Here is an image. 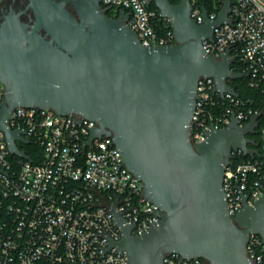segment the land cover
<instances>
[{"label": "water", "instance_id": "95a60500", "mask_svg": "<svg viewBox=\"0 0 264 264\" xmlns=\"http://www.w3.org/2000/svg\"><path fill=\"white\" fill-rule=\"evenodd\" d=\"M101 1L28 0L2 15L0 130L10 151L29 158L16 143L28 142L25 131L8 122L18 106L93 119L98 125L91 139L113 138L162 215L137 236L113 206L122 238L108 248L125 250L130 264H164L169 253L208 264H252L247 244L251 233L264 240V193L253 205L243 195V207L232 217L223 184L234 151L260 155L250 134L264 111L244 125L233 113L231 123L212 126L206 140L190 139L199 80L212 77L215 93L238 97L230 80L246 75L232 68L237 55L229 48L215 56L204 47L215 27L231 22L232 0H223L214 19L202 6V23L192 16L191 0H146L170 20L174 37L152 46L128 25L129 13L114 17Z\"/></svg>", "mask_w": 264, "mask_h": 264}, {"label": "built area", "instance_id": "2783aa9c", "mask_svg": "<svg viewBox=\"0 0 264 264\" xmlns=\"http://www.w3.org/2000/svg\"><path fill=\"white\" fill-rule=\"evenodd\" d=\"M191 1L192 16L202 23V6ZM101 4L114 17L129 13L127 23L144 45L171 43L173 33L158 32L156 12L146 0H102ZM219 10L208 11L209 17L216 18ZM159 16L168 19L160 11ZM230 17L231 22L215 27L213 39L205 40L204 47L215 56L229 48L250 85L264 92V0H232ZM214 85L212 77L199 80L190 132L194 144L206 140L212 126L227 127L233 113L244 125L264 111L242 108L244 103L231 94L222 98L213 91ZM4 89L0 80V106ZM227 100L229 104H225ZM8 122L12 129L25 131L22 135L27 143L40 145L42 155L33 162L30 156L11 152L6 133L0 130V264H130L125 250L108 248L111 240L122 238L111 208L120 212L137 236L158 223L162 215L160 207L145 196L140 178L125 165L113 138L91 139L97 121L50 108L18 106ZM255 141L257 145L251 147L260 155L233 159L225 169L223 186L232 217L243 207V195L253 205L264 193V125ZM16 143L25 150L24 142ZM247 254L252 264H264L260 234H250ZM164 264L208 262L169 253Z\"/></svg>", "mask_w": 264, "mask_h": 264}, {"label": "trees", "instance_id": "16d2710c", "mask_svg": "<svg viewBox=\"0 0 264 264\" xmlns=\"http://www.w3.org/2000/svg\"><path fill=\"white\" fill-rule=\"evenodd\" d=\"M173 3H178L180 0H170ZM223 0H195V4L198 6H205L209 12L213 10H219L222 6ZM150 9L154 10L156 12L157 18L156 22L159 24L157 27V30L160 34L167 33L168 31H171L173 33L170 20L163 19L159 16V9L156 7L154 3H152L149 6ZM174 41L173 34L170 35V42ZM232 68L235 71L241 72V67L238 62L234 63L232 65ZM230 83L235 87L238 97L237 99L240 101V103H244L242 108L246 107H252L255 111H261L264 109V92L262 90L254 88L249 83L248 76L244 75L235 79L230 80ZM220 98L219 96H216ZM230 101H226L225 104H229ZM264 125V114L259 118V125L257 127V131L254 134H250L251 137H253L255 140H259V131L261 126ZM250 146H253L250 144ZM26 152L29 154L33 162H37L40 160L42 155V148L40 145L35 144L33 141H30L29 143H25L22 146ZM264 152V151H263ZM253 157L249 154H244L243 152L235 151L232 160H248L252 159Z\"/></svg>", "mask_w": 264, "mask_h": 264}, {"label": "flooded vegetation", "instance_id": "af4514ba", "mask_svg": "<svg viewBox=\"0 0 264 264\" xmlns=\"http://www.w3.org/2000/svg\"><path fill=\"white\" fill-rule=\"evenodd\" d=\"M28 0H2L0 2V20L2 19V15L9 11L11 8L18 10L25 6ZM25 20L29 19L28 15H24ZM251 137V136H250ZM253 138V137H252Z\"/></svg>", "mask_w": 264, "mask_h": 264}]
</instances>
